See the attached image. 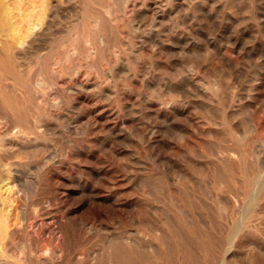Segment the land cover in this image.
I'll return each instance as SVG.
<instances>
[{"label":"rangeland","instance_id":"obj_1","mask_svg":"<svg viewBox=\"0 0 264 264\" xmlns=\"http://www.w3.org/2000/svg\"><path fill=\"white\" fill-rule=\"evenodd\" d=\"M40 1L36 11L48 12L55 2L45 20L34 12L49 30L37 38L34 57L19 60L22 72L44 80L41 95L35 96L38 108L34 105V117L40 114L33 134L37 149L13 160L26 170V157L35 151L29 201L44 196L62 229L56 231L48 221L49 234L39 241L30 229L17 233L3 246L0 264H33L32 243L47 254L40 257L47 264H123L127 255L130 264H185L179 245L186 234L196 238L191 241L194 255H201L194 264L200 258V264H223L228 247L223 241L239 224L240 204L255 208L262 221L251 239L236 245L234 264H264L248 246L253 240L264 247V201L255 199L264 165L259 171L242 138L253 125L254 135L264 137V0H101L100 5L49 0L38 8ZM98 35L105 38L95 54L79 57L69 50ZM5 78L10 91L11 76L5 73ZM10 118L6 131H20ZM220 149H240L235 155L243 157L246 167L237 158L219 162ZM261 151L264 161V146ZM185 178L189 185L184 186ZM201 220L210 222L217 243L201 245ZM177 232L186 235L177 234L182 241Z\"/></svg>","mask_w":264,"mask_h":264},{"label":"bare ground","instance_id":"obj_2","mask_svg":"<svg viewBox=\"0 0 264 264\" xmlns=\"http://www.w3.org/2000/svg\"><path fill=\"white\" fill-rule=\"evenodd\" d=\"M38 1L40 0H0V263H2V256H3V246L5 247V245L11 243V241L13 240L14 236L17 235V233H20L21 231H28L29 229L34 232V235L35 236H32L33 239H35L34 241H39L41 238L42 239H45L47 237H45V235H48L49 232L47 233L46 231V223L48 221H51L53 222L52 224H54L56 226V231L59 230L61 232L60 229H62L61 227V224H60V220L56 219L55 217H57L55 215L54 217V212L53 211H50L48 209V204L47 202L43 201L44 198L42 199V197H37L35 200L33 199L32 202L29 201V195L28 194H31L33 193V180L35 181L34 179V174H33V170H34V166H33V162L31 161L32 158H34V153L32 156H27V155H31L32 154V151L33 150H36L37 148H35V141H37V139H35V137H33V134H34V128L36 127V125L38 126V124H36L37 122L35 121V118L34 115L38 114L36 113L35 111H37V108L38 106H36L37 103L35 101V96L36 95H41L39 94L40 92V87L44 86L42 83L44 80H40L38 79V75L37 77H35L36 75L32 76L29 72V74H26L28 72L24 71L23 69V72H25L24 76L22 75L23 72L21 71L22 70V65L20 64L21 61L19 60H22L24 56H27V54H32L30 55L29 57L31 58V56H33V53L35 52H38L36 51V47H35V42L36 40L39 41V36L44 34L45 30H49L47 28V24H45L44 22H42L40 19H36L37 16H39V18H46V16L48 17L50 12L52 11V3L50 5V7L48 8V12H46L45 10H35L37 9L36 8V4ZM79 1V0H78ZM100 1L101 0H86L87 3H91L92 5H100ZM115 1V0H114ZM117 1V0H116ZM167 1V0H166ZM177 1V0H176ZM192 1V0H191ZM190 1V2H191ZM40 5L38 6V8L42 7L44 8L45 4H47L46 2H50L49 0H43L40 1ZM121 2V1H119ZM39 3V2H38ZM57 3V2H56ZM126 3V2H125ZM138 3V1H137ZM160 3V2H159ZM158 3V4H159ZM36 4V5H35ZM168 4V3H167ZM166 4V6H167ZM174 4V3H173ZM172 4V5H173ZM134 5V3H133ZM48 6V5H47ZM124 6V5H123ZM121 6V7H123ZM132 6V5H131ZM162 6V4H161ZM54 7V6H53ZM165 7V6H164ZM178 7V5H177ZM103 9H106V12L109 13V10L107 9V7L104 5ZM93 10V9H92ZM123 10V9H122ZM36 11L37 13V16L36 14L34 13ZM113 11V10H112ZM53 15V14H52ZM61 15V14H60ZM51 17V16H50ZM96 18V17H94ZM90 22V21H89ZM51 23V21H50ZM92 23V22H90ZM50 26V25H49ZM48 26V27H49ZM53 27V26H52ZM70 27V26H68ZM66 27V28H68ZM83 27V26H82ZM51 29V28H50ZM65 30V29H64ZM63 30V31H64ZM61 31V30H60ZM67 31V30H65ZM110 33H111V36L112 34L114 33V30L113 28L111 27V29L109 30ZM62 32V31H61ZM88 32V31H87ZM102 32V31H101ZM48 34V33H47ZM94 34V33H93ZM92 34V35H93ZM96 34V33H95ZM105 34V33H104ZM65 36V35H64ZM87 37V36H86ZM41 38H44L43 36ZM70 38V37H69ZM83 38V37H82ZM81 38V39H82ZM85 38V37H84ZM105 37L103 35H98L97 38H95V40H93L90 44L89 43H86L87 39L85 40V43L83 45H79L77 46V44H75V48L73 49H69L68 47L66 49H69V50H72L73 54L76 55V56H79L81 57L80 55H83L82 57H87L89 56L91 53H94V51L97 49V46H98V41L101 40L103 41ZM110 39V38H108ZM60 40V39H59ZM62 41V40H60ZM57 42V41H56ZM81 42H84L83 40ZM89 42V41H88ZM37 43V42H36ZM59 43V42H58ZM65 43V41H63V44ZM40 44L39 42L37 43V45ZM57 45V44H56ZM39 46V45H38ZM70 46V45H69ZM103 46V44H102ZM106 46V45H105ZM105 46H103V50L104 48H106ZM60 48V47H59ZM100 50H101V47H99ZM40 49V48H37V50ZM62 49V48H61ZM63 49H65L63 47ZM108 49V47H107ZM105 49V50H107ZM55 50V49H54ZM67 50V51H69ZM99 50V51H100ZM101 50V51H103ZM64 51V50H63ZM66 51V50H65ZM66 51V53H68ZM109 51V50H108ZM42 52V51H41ZM70 52V51H69ZM44 53V52H43ZM101 53V52H100ZM106 53V51H105ZM38 54V53H37ZM40 54V53H39ZM42 54V53H41ZM95 54V53H94ZM102 54V53H101ZM100 54V55H101ZM108 54V53H107ZM65 55V53H64ZM92 55V54H91ZM69 56V55H68ZM68 56H67V59H68ZM34 57V56H33ZM22 58V59H21ZM27 58V57H26ZM71 58V57H70ZM73 58V57H72ZM76 58V57H75ZM29 59V58H28ZM64 59V58H63ZM66 59V57H65ZM74 59V58H73ZM78 59V57H77ZM85 60V59H84ZM23 61V60H22ZM30 61V60H29ZM63 61V60H61ZM20 66V68H19ZM31 68V67H30ZM29 69V68H28ZM22 72V74L19 73ZM31 71V70H30ZM5 73L8 74V76H11V79H12V89H9L10 91L7 90V85L5 88L4 87V84H3V81L6 80L5 78ZM77 73V72H76ZM10 74V75H9ZM33 74V73H32ZM27 75V76H25ZM52 78V76L50 77V79ZM54 78H52L53 80ZM6 82V81H4ZM46 82V80H45ZM57 82V81H56ZM48 83V82H47ZM47 83H44L46 84L45 87H47ZM50 83V82H49ZM54 83V82H52ZM77 83V82H76ZM8 84V83H7ZM79 84V83H78ZM221 84V82H220ZM52 85V84H51ZM77 85V84H75ZM81 84H79L80 86ZM89 85V84H88ZM8 86H10L8 84ZM56 86V85H54ZM83 86V85H82ZM81 86V87H82ZM85 87V86H84ZM50 88V87H49ZM57 88V87H56ZM83 88V87H82ZM94 88V87H93ZM210 88V87H209ZM45 88H43L44 90ZM85 90V88H84ZM212 90V89H211ZM46 91V90H44ZM44 93V92H43ZM22 95L24 97H22ZM48 95V94H47ZM44 97V96H42ZM38 98V97H37ZM49 98V97H48ZM47 100V99H46ZM34 105L36 108V110H34ZM41 111V110H40ZM35 112V113H34ZM209 113V112H208ZM241 114V113H240ZM40 115V114H39ZM38 115V117H39ZM211 115V114H210ZM233 115V114H231ZM212 116V115H211ZM211 116H208L211 118ZM234 117L237 116L236 114L233 115ZM12 117V120L14 119V121L12 122H15V124L17 123L19 125V128L20 131L18 130L16 133H9L7 132L6 130L7 129L5 128V123H7L8 120H11ZM38 117L36 119H38ZM226 117V116H225ZM232 117V116H231ZM231 117H229L228 119H231ZM41 118V116H40ZM216 119V118H214ZM40 120V119H39ZM210 120V119H209ZM209 120L207 122H209ZM38 121V120H37ZM9 123V122H8ZM214 123L216 122H212V125H215ZM36 124V125H35ZM206 124V123H205ZM218 123H216L217 125ZM7 125V124H6ZM17 125V126H18ZM252 126V124H251ZM255 126L256 125H253L251 128L248 129V135L247 136H243L242 138L244 139H247V145L249 146V150L254 156H256L257 160H258V166H259V171H262V167L264 165V161H263V157H261V148L264 146V137H258L256 135H254L255 133ZM15 127V126H14ZM207 127V126H206ZM209 128V126H208ZM251 129V130H250ZM37 130V129H36ZM208 130V129H207ZM212 130V129H211ZM209 132V131H208ZM36 134V133H35ZM34 134V135H35ZM207 135V134H205ZM264 136V135H263ZM39 138H41L39 136ZM42 139V138H41ZM243 139V140H244ZM39 140V139H38ZM245 141V140H244ZM243 143V141H242ZM74 144V143H73ZM38 145V144H37ZM242 145V144H241ZM247 145H244V146H247ZM208 146V145H207ZM222 146V145H221ZM220 145L218 146L219 148L222 149ZM247 146V147H248ZM246 147V148H247ZM35 148V149H34ZM210 148V147H209ZM218 149V148H216ZM217 150V154H216V157L219 159L218 161L221 162V163H226L227 160L229 159H232V158H237L238 160V163L242 164L243 166L246 167V165L244 164V161H243V157L239 154L238 155H235L237 152V150H240V149H237L235 151V149H232V151H224V150ZM234 150V151H233ZM38 151V150H37ZM239 152V151H238ZM20 153H24V154H27L26 156V159L29 160L27 162V165H24L26 167V170H24L25 168L24 167H21V168H24L23 170L19 168V164L17 161L13 160L14 157H18V155H20ZM241 153V152H239ZM214 154H215V151H214ZM247 157L250 155L249 153H247ZM37 155V154H36ZM246 156V154H245ZM252 157V156H250ZM20 159V158H19ZM37 159V158H35ZM35 159H32L34 161H36ZM207 159V158H206ZM205 159V160H206ZM249 159V157H248ZM26 163V162H25ZM207 163V161H206ZM232 163H235L232 161ZM248 163V162H247ZM208 164V163H207ZM206 164V165H207ZM227 164V163H226ZM236 164V163H235ZM205 165V166H206ZM214 164H212L213 166ZM249 165V163H248ZM203 165V167H205ZM209 166V165H208ZM211 165L209 167H212ZM215 166V165H214ZM227 166V165H225ZM236 168L238 169V167H240L239 165H235ZM202 166L200 165V168ZM207 167V166H206ZM217 167V166H216ZM249 168L250 165H249ZM199 169V168H198ZM203 169V168H202ZM211 169V168H210ZM213 169V168H212ZM210 170V171H214L216 172L215 170L216 169H213V170ZM219 169V168H218ZM234 169V168H233ZM231 169V170H233ZM221 170H224V169H221ZM247 168H245V172H247ZM22 171V172H21ZM23 171L25 173H23ZM258 171V173H259ZM36 172V170H34V173ZM226 172V171H225ZM238 173L240 172L237 171ZM211 173V172H209ZM213 173V172H212ZM211 173V174H212ZM219 172L217 171V174ZM25 174V175H24ZM210 174V175H211ZM223 174V172H222ZM229 174V173H228ZM227 174V175H228ZM48 175V174H47ZM185 175V174H184ZM184 175L181 174L182 177H184ZM208 175V174H207ZM212 175H216V173L212 174ZM220 175V173H219ZM224 175V174H223ZM187 176V175H186ZM225 176V175H224ZM224 176H221V177H224ZM231 175H229L230 177ZM233 176V175H232ZM230 177L231 180L232 178L234 177ZM257 176V175H256ZM213 177V176H212ZM220 177V176H219ZM228 177V176H227ZM255 177V176H254ZM262 177V176H260ZM187 178V177H186ZM183 179L184 181L186 180ZM209 178V177H208ZM211 178V177H210ZM215 178V177H214ZM258 178V176H257ZM45 179V178H44ZM188 179H191L188 177ZM187 179V180H188ZM213 179V178H212ZM216 179H217V176H216ZM220 179V178H219ZM229 179V178H228ZM225 180V177H224V181L227 182V180ZM254 179V178H253ZM223 180L222 178L220 179V181ZM231 180L229 179V181L231 182ZM235 181V177L233 179ZM232 180V181H233ZM237 180V178H236ZM256 180V178H255ZM218 181V183L220 182ZM233 181V182H234ZM246 181V180H245ZM245 181H243L245 183ZM191 182V181H189ZM189 182L185 181L183 184H185L184 186H186L187 184L189 185ZM222 182V181H221ZM220 182V183H221ZM49 183V181H48ZM47 183V184H48ZM214 183H217L214 182ZM217 183V184H218ZM219 183V184H220ZM224 184V182H222ZM248 183V182H246ZM245 183V184H246ZM218 184V186H219ZM230 184V183H228ZM256 184V183H254ZM42 185V184H41ZM40 185V186H41ZM45 185V184H44ZM226 185V184H225ZM247 185V184H246ZM248 185H252L251 183L248 184ZM7 186V188L4 190V188ZM221 186V185H220ZM224 186V185H223ZM253 186V185H252ZM258 188L256 189V192H255V199L260 202V201H264V179L263 180H260L258 181ZM47 187V186H46ZM253 188V187H252ZM48 189V188H47ZM177 189V188H176ZM43 191H45L44 189H42ZM178 190V189H177ZM247 190V188H246ZM41 191V190H40ZM48 191V190H47ZM36 193V192H35ZM57 193V192H56ZM180 193V192H179ZM243 193V192H242ZM245 193V191H244ZM254 193V192H253ZM44 194V193H43ZM171 194V193H170ZM175 194V193H174ZM183 194V193H182ZM39 195H40V192H39ZM179 195V194H177ZM176 195V196H177ZM37 196V195H36ZM35 196V197H36ZM50 196V195H49ZM175 196V195H174ZM180 196V195H179ZM31 197V196H30ZM236 198L238 197L237 195L235 196ZM244 197V196H243ZM240 198V197H239ZM242 198V197H241ZM171 200L172 197H171ZM248 200V199H247ZM239 201L237 200L236 201V206L240 203H238ZM50 204V203H49ZM191 205V204H190ZM189 205V207H190ZM194 206V205H193ZM262 206V205H260ZM199 207V206H198ZM54 208V207H52ZM194 208V207H193ZM200 208V207H199ZM205 208V207H204ZM236 208V207H235ZM240 210L242 211V217L239 219V224L238 225H234L231 227L230 229V235L228 236V240L226 239L225 241H223V244L226 243V246L228 247H224V256H223V264H234L235 262V258H236V251H235V247L236 245H238V243H242L244 242L245 239L248 238L251 239V233L253 232L254 229H258L259 230V223H258V217H257V210L255 208H252L250 205H248L247 207L246 206H239ZM259 207H257L258 209ZM261 208V207H260ZM259 208V210H261ZM48 209V210H47ZM51 209V208H50ZM179 209V208H178ZM181 211H182V208H180ZM220 209V208H219ZM263 209V208H262ZM189 210V209H188ZM191 210V209H190ZM194 210V209H193ZM209 210V209H208ZM180 211V210H179ZM187 211V210H186ZM197 211V210H196ZM228 211V210H227ZM262 211V210H261ZM57 212V210H56ZM55 212V213H56ZM184 212V208H183V211ZM190 212V211H189ZM188 212V213H189ZM224 212V210H223ZM58 214V213H57ZM194 214V213H193ZM197 214V213H196ZM260 215V214H258ZM200 216V215H199ZM198 216V217H199ZM184 217L186 218V215H184ZM262 217V216H261ZM191 218V217H190ZM204 218V217H203ZM207 218V217H206ZM263 218V217H262ZM38 219H41L42 220V223H39L40 221ZM195 219V217H194ZM200 219V218H199ZM201 219H202V216H201ZM196 221V220H195ZM262 221V219H261ZM260 221V222H261ZM166 222V221H165ZM168 222V221H167ZM214 222V221H213ZM199 223H201V227H202V231H199V232H202V233H199V237L200 239L202 240L201 241V245L203 246H208V244L210 243H217V240H215V237H213V234H212V227L211 225L209 224L210 222L208 221L207 223V220L204 221V220H201ZM170 223H168L169 225ZM213 224L214 226H216L214 223H211ZM167 225V224H166ZM176 225V224H175ZM174 225V226H175ZM184 225V224H183ZM220 225V224H219ZM46 226V227H45ZM171 226L173 227V225L171 224ZM186 226V225H185ZM263 226V225H262ZM170 227V225H169ZM189 227V226H188ZM218 227V226H217ZM171 228V227H170ZM175 228V227H174ZM184 228V227H182ZM224 228V227H223ZM173 228H171V231H172ZM180 229V228H179ZM215 229V228H214ZM170 230V229H169ZM183 230V229H182ZM198 230V229H197ZM201 230V229H199ZM227 229H225L226 231ZM261 230V229H260ZM64 231V230H63ZM180 231V230H179ZM189 231V230H187ZM181 232V231H180ZM174 233L176 234L175 236L178 238L179 236L178 235H184L188 237V235L190 234H182V233ZM184 233L186 232V230L183 231ZM195 232V231H194ZM217 232V231H215ZM224 232V231H223ZM257 232V231H256ZM29 233V232H28ZM30 234V233H29ZM32 234V233H31ZM216 234V233H214ZM227 234V232H226ZM123 236L125 234H122ZM220 235V234H219ZM128 235H125V237H127ZM169 236V235H168ZM45 237V238H44ZM182 237V236H180ZM186 237V238H187ZM192 237V236H191ZM176 238V239H177ZM184 238V237H182ZM182 238L181 241H182ZM183 240L181 242V244L179 246H182L180 247L181 249L183 248V253H184V258H183V261H185V264H191L193 263V259L194 257H200L201 255L199 254V256L197 255H194L196 254L194 252V249L196 248L195 247V243L194 242H191L193 241L194 239H196L195 237H192V239L190 237L189 240L186 239ZM124 239V238H123ZM127 239V238H126ZM125 239V240H126ZM130 239V237H129ZM132 239V238H131ZM168 239V238H167ZM179 238L177 240H180ZM135 241H137L136 239H134ZM133 240V241H134ZM247 240V241H248ZM44 241V240H43ZM117 241H120L117 239ZM140 241V240H139ZM139 241H138V246L137 247H141L139 246ZM196 241V240H195ZM13 242V241H12ZM113 242V241H112ZM127 242V240H126ZM130 242V241H129ZM128 242V243H129ZM200 242V241H198ZM196 242V243H198ZM220 242H222L220 240ZM225 242V243H224ZM36 243V242H35ZM119 243V242H117ZM123 243V242H121ZM121 243L119 244V246L121 245ZM127 243V244H128ZM131 244L135 245V242H130ZM141 243V242H140ZM168 243V242H167ZM166 243V244H167ZM178 243V241H177ZM194 243V244H193ZM247 243V242H246ZM249 243V242H248ZM137 244V243H136ZM219 244V243H218ZM261 244H264V243H261ZM33 245V243H32ZM32 245H30V254L31 256H33L35 258V264H47V259H44L42 261V258L41 255H44L45 257H47V254L44 253L43 249L42 251H38L36 250L35 248L32 247ZM170 245V244H169ZM168 245V246H169ZM174 245V244H173ZM197 245V244H196ZM245 245V243H244ZM65 246V245H64ZM116 246V245H114ZM118 246V245H117ZM132 247V245H130ZM177 246V245H176ZM175 246V247H176ZM198 246V245H197ZM200 246V244H199ZM248 246H252V250L255 251V255H257L258 257V260H263L264 261V247L260 245L259 242L257 241H250V243L248 244ZM124 247V245H123ZM201 247V246H200ZM211 247V246H210ZM214 247H217V246H214ZM218 247H221L220 244ZM111 248V247H109ZM115 248V247H113ZM246 248V247H245ZM153 249V248H152ZM180 249V250H181ZM199 249V247H198ZM202 249V248H201ZM200 249L201 252H203L202 250ZM205 249V248H204ZM203 249V250H204ZM211 248H209L210 250ZM221 249H223V247H221ZM113 250V249H112ZM170 250V249H169ZM177 250V249H176ZM206 250V249H205ZM212 250H216V249H212ZM218 250V249H217ZM105 251V250H104ZM119 251V250H118ZM168 251V250H167ZM175 251V250H174ZM178 251V250H177ZM182 251V250H181ZM198 251V250H197ZM56 252V251H55ZM217 252L216 251V255H217ZM57 253V252H56ZM63 253V252H62ZM120 253V252H119ZM118 253V254H119ZM127 253V252H126ZM125 253V254H126ZM170 253V252H169ZM174 253V252H173ZM204 253V252H203ZM207 253V252H206ZM36 254H38L36 256ZM58 254V253H57ZM56 254V255H57ZM123 254V255H125ZM205 254V253H204ZM212 254V253H211ZM49 255V254H48ZM79 255V254H78ZM106 255V254H105ZM111 255H114V254H110V257ZM117 255V254H116ZM161 255H164V254H161ZM167 256L170 255V254H166ZM178 255V254H177ZM206 255V254H205ZM214 255V254H213ZM212 255V256H213ZM215 255V256H216ZM30 256V255H29ZM58 256V255H57ZM128 256V255H127ZM126 256V257H127ZM159 256V254H158ZM210 256V255H209ZM124 257L123 260V264H130L129 262L127 263V258ZM164 257V256H163ZM169 257V256H168ZM182 257V256H181ZM221 257V256H220ZM49 258V257H48ZM161 258V257H160ZM217 258V256H216ZM118 259V258H117ZM122 259V258H121ZM130 259V258H129ZM170 259V258H169ZM168 259V260H169ZM218 259V258H217ZM34 260V259H33ZM73 260V259H72ZM106 260V259H104ZM172 260V258L170 259V261ZM196 260V259H195ZM215 260V259H214ZM115 261H117L115 259ZM130 261V260H129ZM178 261V260H177ZM182 261V262H183ZM196 261H199L198 259ZM200 261L201 258H200ZM199 261V262H200ZM216 261V260H215ZM219 261H222V260H218ZM52 262V261H51ZM50 262V263H51ZM176 262V261H175ZM198 262V264H200ZM214 262V261H212ZM218 262L216 263H213V264H217ZM31 263L32 260H31ZM33 263V264H34ZM112 263V262H111ZM119 263V262H118ZM169 263V262H168ZM171 263V262H170ZM184 263V262H183ZM196 263V262H195ZM220 263V262H219ZM115 264V263H113ZM117 264V262H116ZM120 264V263H119ZM174 264V263H172ZM177 264V263H176ZM194 264V263H193ZM212 264V263H211ZM243 264H247V263H243Z\"/></svg>","mask_w":264,"mask_h":264}]
</instances>
